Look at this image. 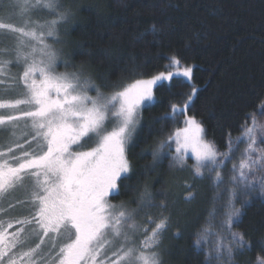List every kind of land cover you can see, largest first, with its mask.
Returning <instances> with one entry per match:
<instances>
[{
	"label": "snow or ice",
	"instance_id": "obj_1",
	"mask_svg": "<svg viewBox=\"0 0 264 264\" xmlns=\"http://www.w3.org/2000/svg\"><path fill=\"white\" fill-rule=\"evenodd\" d=\"M76 10L68 0H0V133L14 137L22 122L30 129L23 143L13 139L0 144V201L23 189L26 199L17 204L27 205L29 213L22 218H0V264H163L159 249L170 227L171 217L164 214L168 193L164 189L153 192L139 180L124 183L137 175L129 150L138 146L134 137L143 108L162 99L157 89L166 90L175 102H169L167 111L153 124L179 120L183 127H176L155 147L141 150V155L152 156L143 175L155 171L165 159H170V168L183 171L192 158L195 178L210 179L216 187L227 182L224 218L217 227L213 221L221 212L213 207L212 220L193 233V247L204 252L205 264L221 257L232 262L235 251L253 247L234 225L252 200H264V124L249 113L241 135L233 141L227 133V150L219 151L205 138L202 121L188 114L199 92L193 81L195 66L175 55L167 57L166 71L105 92L104 88L116 89V85L106 79L97 83L87 63L70 62L55 47L66 42L61 32ZM88 10L97 11L94 6ZM159 32L153 24L154 40ZM145 35L140 33L136 39L143 40ZM13 66L21 71L11 73ZM59 66L71 70L58 71ZM140 67L133 64L129 71ZM176 80L187 83L191 91L173 93ZM11 92L17 98H5ZM260 111L264 114V106ZM113 121L107 130L106 124ZM93 137L94 147L75 150ZM241 143L246 145L242 150ZM237 152L239 159L232 162ZM229 163L226 180L222 169ZM182 184L187 190L185 199H195L191 191L195 185ZM122 188L139 194L130 202L112 203L110 197L119 196ZM238 201L240 207H236ZM7 211L0 207V215ZM141 215L143 222H138ZM28 230L39 243L21 250ZM176 235L183 238L179 231ZM210 236L215 238L213 246L205 250L202 245ZM45 238L46 252L42 249ZM260 243L264 245V239ZM257 264H264V256L257 258Z\"/></svg>",
	"mask_w": 264,
	"mask_h": 264
},
{
	"label": "trees",
	"instance_id": "obj_2",
	"mask_svg": "<svg viewBox=\"0 0 264 264\" xmlns=\"http://www.w3.org/2000/svg\"><path fill=\"white\" fill-rule=\"evenodd\" d=\"M68 2L75 3L77 10L61 32L66 41L59 44L62 58L78 64L85 62L97 83L103 84L106 79L116 85V89L104 88L105 92L166 70L167 57L175 55L182 63L195 66L193 81L199 92L195 106L188 114L202 121L205 138L213 141L219 151L227 150V133H231L232 139L236 138L241 135V125L248 120V114L258 115L264 103V0ZM88 6H94L97 11H89ZM153 24L160 29L155 40L151 35ZM140 33L147 35L138 41L136 37ZM133 64L141 67L129 71ZM18 69L13 66L10 70L14 73ZM190 91L187 83L174 81L173 93ZM156 95L162 99L151 108H143L135 137L138 146L129 150V159L137 175L124 183L134 184L139 180L148 183L153 192L163 189L168 180L194 184L191 191L195 199H185L187 190L184 187L168 194L167 200H174L177 206L166 201L169 203L167 215L171 220L159 251L163 264H205L204 252L193 247V233L212 220L209 213L213 207L221 212L213 221L217 227L224 218L222 206L228 196L226 183L216 187L210 179L195 178L190 171L180 172L177 176L170 170L169 159L159 164L155 171L148 170L147 175H143L152 164V156L141 155V150L155 147L176 127L183 126L179 120L153 124L156 117L167 111L168 103L175 102L166 90L157 89ZM258 117L262 119V116ZM138 194L122 188L121 194L111 197V201L130 202ZM214 194L217 195L216 202ZM240 206L238 201L236 207ZM243 211L244 215L234 225V230L245 233L253 247L242 252L234 250L232 262L221 257L212 264H257V258L264 256V245L260 243L264 239V200H252ZM138 221L143 222L142 215ZM177 231L183 238L176 235ZM214 239L210 236L202 247L211 250Z\"/></svg>",
	"mask_w": 264,
	"mask_h": 264
},
{
	"label": "rangeland",
	"instance_id": "obj_3",
	"mask_svg": "<svg viewBox=\"0 0 264 264\" xmlns=\"http://www.w3.org/2000/svg\"><path fill=\"white\" fill-rule=\"evenodd\" d=\"M49 42H51V41H49ZM55 47L57 49H59V44L55 45ZM62 67L63 66H59L57 68V70L58 71H70L69 69H66V68L64 69V67L63 68ZM166 70H164V71H166ZM20 71H21V69H18L16 71H14V73L13 72L12 73L13 74H16V73H19ZM10 72H11V70H10ZM90 95H95V93L94 92H90ZM5 98H17L16 92L9 93L8 96H6ZM262 106H264V103H263ZM258 116H262V119L259 118ZM255 118H256V120H257L258 123L264 124V114H262L260 110H259L258 115L255 116ZM114 123H115L114 121L107 123L106 124V129L107 130H111V128L114 126ZM140 123H141V121H140ZM139 127L137 129V133H138ZM29 131H30V129H28L27 127H25L24 123L22 122L15 129V136L14 137L10 133H8V132H2V133H0V144L10 142L13 139H17L20 143H23L24 142V138L27 136V133ZM135 137H134V139H135ZM233 141H235V138L233 139ZM94 146H95V137H93L92 140L85 141L83 148H78V149H75V150H77V151H84V150H88L90 147H94ZM245 146H246L245 143H241L239 145L240 150H242ZM238 159H239V152H237V153L234 154V157H233V161L232 162H237ZM186 163H187V167L183 171H181V170H179V169H177L175 167H172L170 169V170H172L171 172L172 173L175 172L177 176H178V174L180 172L181 173H185V171H190L191 174H192L191 168L195 164V160L192 159V158H189ZM230 168H231V163L228 164V166L226 167V169H222V172L224 173L225 177H227L229 175V169ZM177 179L178 178H176V180ZM170 181L171 180L166 181L165 182V186L163 188L164 190L167 191L168 194L171 193V192H173V191H175V190H178L181 187H183V184H182L183 181L180 184H178L177 182H175V183L172 182L171 183ZM228 186L229 185L226 182L225 189H227ZM168 197L169 196L167 195V199H168ZM216 198H217V195L214 194L213 195L214 202H216V200H217ZM227 198H228V196H227ZM24 199H26V193H25V191L23 189H18L17 191L13 192L10 196H8L5 200L0 201V207H4V208H7L8 209V211L5 214L0 215V218L5 219V220H9V219L22 218L24 216L29 215V213L27 211V207H28L27 205L17 204V201L24 200ZM110 199H111V197H110ZM168 202L171 205L177 206V203H175L174 200L173 201H168ZM168 202H167L168 208L164 212L165 215H167V213L169 212V203ZM112 203H114V202H112ZM9 204H13V205H15V207L8 208V205ZM157 211L158 210H152L153 213H156ZM14 230H15V226H14L13 229H10V231H14ZM22 239L25 241V244H24V248L21 249V250H27V248L34 247L36 243H39V241L35 238L34 234L30 230H28V231L25 232V234L23 235ZM42 249L45 252L48 251V248H47V238H45V245H42Z\"/></svg>",
	"mask_w": 264,
	"mask_h": 264
},
{
	"label": "bare ground",
	"instance_id": "obj_4",
	"mask_svg": "<svg viewBox=\"0 0 264 264\" xmlns=\"http://www.w3.org/2000/svg\"><path fill=\"white\" fill-rule=\"evenodd\" d=\"M169 250H170V248H169ZM171 252V251H170ZM169 254V253H168Z\"/></svg>",
	"mask_w": 264,
	"mask_h": 264
}]
</instances>
